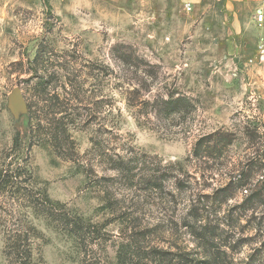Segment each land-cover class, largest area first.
I'll return each mask as SVG.
<instances>
[{
  "label": "rangeland",
  "instance_id": "obj_1",
  "mask_svg": "<svg viewBox=\"0 0 264 264\" xmlns=\"http://www.w3.org/2000/svg\"><path fill=\"white\" fill-rule=\"evenodd\" d=\"M186 6L0 0V172L18 162L30 181L22 177L17 187L43 189L103 236L81 249L58 224L35 217L24 189L0 185V264H8L5 233L28 224L41 234L34 259L44 264H116L118 247L139 228L150 232L148 246L200 259L186 226L191 201L220 225L225 264H264V65L256 56L264 22L246 4ZM17 88L32 115L12 111ZM172 92L191 101L189 114L157 111L155 100ZM62 110L55 116L64 117L67 141L56 149L43 130L45 114ZM214 133L231 141L222 157L195 156L198 141ZM121 161L134 163L132 183L116 169ZM139 169L169 177L166 191L147 187ZM176 178L186 191L176 189ZM107 192L118 200L110 209Z\"/></svg>",
  "mask_w": 264,
  "mask_h": 264
},
{
  "label": "trees",
  "instance_id": "obj_2",
  "mask_svg": "<svg viewBox=\"0 0 264 264\" xmlns=\"http://www.w3.org/2000/svg\"><path fill=\"white\" fill-rule=\"evenodd\" d=\"M128 59V58H127ZM38 59L36 60V63ZM147 74L150 76H155L153 71L154 66L147 64ZM146 73V72H145ZM40 88L45 93L48 89L46 83H39ZM178 93H169L167 98H158L155 100L154 104L160 108L157 111L164 113L167 117L173 115H186L190 113L192 108L191 101L186 99L184 96H178ZM48 107V106H47ZM29 115H32L31 108L28 105ZM62 112H51L46 113V125L43 130H48L50 133V144L56 149L63 147L67 141L66 130L63 128V119L56 118L55 115L63 113ZM52 115L54 117L52 118ZM51 116V118H49ZM32 117V116H31ZM39 126V125H38ZM40 127V126H39ZM39 131H36V133ZM47 133V134H49ZM231 141L228 135L214 133L208 136L202 137L196 144L194 153L195 156L200 157L206 155L208 158L222 157L226 147ZM218 147V149H216ZM128 162H118L116 164V169L119 174H122L126 181L132 183L135 179L133 175V167ZM11 162L6 169H2L0 172V185L10 186V190L16 188L18 181L25 177L27 181L26 174H24L23 166ZM137 167L134 166V169ZM161 169L166 170L167 167H161ZM172 167H168L165 173H169ZM142 174V180L147 187L151 188L155 192L164 193L166 188L164 186L165 180L159 176L158 169H150L149 171L139 169ZM32 176H29L31 178ZM174 177V176H171ZM175 178V177H174ZM176 189L184 192L187 190L188 186L184 180L176 178ZM22 184V183H20ZM28 185V184H27ZM247 183L245 182V186ZM234 183L231 182L226 188H223L222 194L225 198L229 197V192L232 190ZM18 189L22 187L18 186ZM26 192L24 195L27 197L29 203L28 207L32 210L36 218L43 219L46 223L52 222L58 224L60 231L65 235L72 238L77 245L82 249V246L87 248L88 243L93 240H100L103 238L101 236L102 230L99 229L98 224H93L78 215L75 212L70 213L66 209L64 204L60 202L53 201L46 191L38 190L33 192V189L23 187ZM223 198V197H222ZM118 202L117 198L113 197V194L107 192L106 197V209L114 207V203ZM252 203V202H251ZM250 204V203H249ZM197 204L191 201L189 208L187 210V228L191 235L195 236L199 241L198 246L203 250V258H196L198 253L191 252H180V254H174L170 250L150 247L146 244L148 241V236L150 232L147 228L137 229L131 233L130 239L127 243H121L116 251V264H225L224 259L220 256V246L216 244V235L219 231V224H215L210 220V216H205L206 211H201L197 208ZM190 218H193V222H188ZM41 234L38 232L34 224H28L27 226H20L14 230H9L5 233V247L4 255L8 264H44L43 261L35 262L34 259V248L33 242L35 239L41 238ZM224 252V251H222Z\"/></svg>",
  "mask_w": 264,
  "mask_h": 264
},
{
  "label": "crops",
  "instance_id": "obj_3",
  "mask_svg": "<svg viewBox=\"0 0 264 264\" xmlns=\"http://www.w3.org/2000/svg\"><path fill=\"white\" fill-rule=\"evenodd\" d=\"M184 4L190 5L197 4L201 0H180ZM229 8H235L239 5H250L259 12H264V0H225Z\"/></svg>",
  "mask_w": 264,
  "mask_h": 264
},
{
  "label": "water",
  "instance_id": "obj_4",
  "mask_svg": "<svg viewBox=\"0 0 264 264\" xmlns=\"http://www.w3.org/2000/svg\"><path fill=\"white\" fill-rule=\"evenodd\" d=\"M9 102L14 114H17L19 111H27L29 113L27 100L21 88H17L13 91L9 97Z\"/></svg>",
  "mask_w": 264,
  "mask_h": 264
},
{
  "label": "built area",
  "instance_id": "obj_5",
  "mask_svg": "<svg viewBox=\"0 0 264 264\" xmlns=\"http://www.w3.org/2000/svg\"><path fill=\"white\" fill-rule=\"evenodd\" d=\"M186 10L187 11H191L192 10V7L190 5H187L186 6ZM260 24L264 22V12L261 11L259 12V15H258V20H257ZM256 56L259 60V62L261 64L264 65V37L261 38L257 44V47H256Z\"/></svg>",
  "mask_w": 264,
  "mask_h": 264
}]
</instances>
